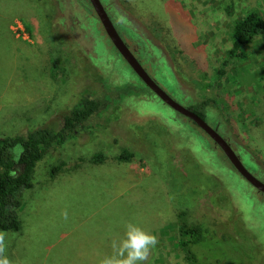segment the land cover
<instances>
[{"label":"rangeland","instance_id":"obj_1","mask_svg":"<svg viewBox=\"0 0 264 264\" xmlns=\"http://www.w3.org/2000/svg\"><path fill=\"white\" fill-rule=\"evenodd\" d=\"M101 2L173 99L186 108L213 99L205 121L264 183V32L218 75L235 22L251 11L264 17V0ZM100 79L136 92L105 113V127L80 129L37 164L21 228L5 232L12 264H99L128 222L158 237L147 264H264V194L145 86L90 1L0 0V138L60 128ZM123 151L132 159H120ZM181 212L204 231L190 255L180 246Z\"/></svg>","mask_w":264,"mask_h":264},{"label":"trees","instance_id":"obj_2","mask_svg":"<svg viewBox=\"0 0 264 264\" xmlns=\"http://www.w3.org/2000/svg\"><path fill=\"white\" fill-rule=\"evenodd\" d=\"M46 17L51 26L49 14H46ZM262 32H264V17L257 11H251L235 22L231 37L232 48L225 57L223 69L218 72L219 78L225 75V69L230 61L242 55V48ZM104 80L98 81L99 88L96 91H87L83 94L77 105L64 116L63 126L60 128L40 127L29 131L25 136L0 138V232L20 230L19 210L23 194L34 185L33 177L37 164L67 140L76 138L80 129L94 131L98 127H105L108 122L105 113L120 104L123 98L132 96L131 94L136 92L133 89L116 87L110 90ZM211 105L215 106L213 99H206L189 109L206 120L209 115L207 108ZM17 146L20 147V151ZM95 157L99 159L101 154ZM132 157L133 153L129 151H123L120 155L122 160H131ZM59 169L60 166L54 168L53 173L55 174ZM184 217V212H181L179 214L180 246L190 255V245L198 243L204 231L199 224L191 225L185 222Z\"/></svg>","mask_w":264,"mask_h":264},{"label":"water","instance_id":"obj_3","mask_svg":"<svg viewBox=\"0 0 264 264\" xmlns=\"http://www.w3.org/2000/svg\"><path fill=\"white\" fill-rule=\"evenodd\" d=\"M95 14L97 15L107 37L119 52L122 58L127 62L134 73L142 80L145 86L153 92L161 101L172 108L177 113L190 119L202 131H204L223 151L229 162L235 170L254 188L264 194V183L254 176L242 163L236 152L224 137L214 128H212L204 119L198 116L189 108H186L173 99L165 90H163L156 81L149 75L141 62L131 51L119 31L117 30L112 18L108 14L101 0H89Z\"/></svg>","mask_w":264,"mask_h":264},{"label":"clouds","instance_id":"obj_4","mask_svg":"<svg viewBox=\"0 0 264 264\" xmlns=\"http://www.w3.org/2000/svg\"><path fill=\"white\" fill-rule=\"evenodd\" d=\"M68 219L67 210L61 213ZM7 233L0 232V264H12L6 253ZM159 243L158 237L139 225L128 222L121 238L111 242L112 254L105 256L99 264H147L152 250Z\"/></svg>","mask_w":264,"mask_h":264},{"label":"flooded vegetation","instance_id":"obj_5","mask_svg":"<svg viewBox=\"0 0 264 264\" xmlns=\"http://www.w3.org/2000/svg\"><path fill=\"white\" fill-rule=\"evenodd\" d=\"M132 51V50H131Z\"/></svg>","mask_w":264,"mask_h":264}]
</instances>
